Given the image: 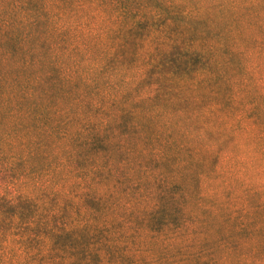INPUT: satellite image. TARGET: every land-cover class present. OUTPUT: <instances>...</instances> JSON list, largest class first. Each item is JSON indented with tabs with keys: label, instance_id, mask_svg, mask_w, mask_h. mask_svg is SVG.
<instances>
[{
	"label": "trees",
	"instance_id": "16d2710c",
	"mask_svg": "<svg viewBox=\"0 0 264 264\" xmlns=\"http://www.w3.org/2000/svg\"><path fill=\"white\" fill-rule=\"evenodd\" d=\"M263 2L0 0V264H137L128 227L167 232L217 162L189 143L228 125Z\"/></svg>",
	"mask_w": 264,
	"mask_h": 264
},
{
	"label": "rangeland",
	"instance_id": "374dc122",
	"mask_svg": "<svg viewBox=\"0 0 264 264\" xmlns=\"http://www.w3.org/2000/svg\"><path fill=\"white\" fill-rule=\"evenodd\" d=\"M246 20L255 43L244 47L242 85L232 89L228 125L218 128L217 136L192 132L202 137L189 143L199 149V158L207 156L205 148H217V162L204 158L207 163L191 170L195 179L186 187V212L182 218L180 206L173 207L179 218L167 232L128 227L145 241L135 252L137 264H257L264 259V2L248 10ZM124 204L116 207L118 219ZM146 207L139 204L134 211L141 214Z\"/></svg>",
	"mask_w": 264,
	"mask_h": 264
}]
</instances>
